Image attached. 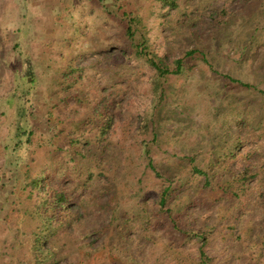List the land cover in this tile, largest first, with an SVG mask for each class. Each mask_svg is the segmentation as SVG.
Returning a JSON list of instances; mask_svg holds the SVG:
<instances>
[{
    "label": "rangeland",
    "instance_id": "1",
    "mask_svg": "<svg viewBox=\"0 0 264 264\" xmlns=\"http://www.w3.org/2000/svg\"><path fill=\"white\" fill-rule=\"evenodd\" d=\"M184 1L0 0V96L13 88V66L18 59L22 57L27 62L23 73H27L25 69L29 65L40 76L49 77L52 73L49 66H60L61 53L73 56L77 64L84 66L82 83L76 88H83L90 97L89 105L72 102L70 115L81 118L106 93L116 91L123 95L124 104L116 119L120 123L128 120L134 126L127 138L120 131L113 134L103 161L102 169L114 178L115 192L110 190L105 175L94 178L84 192L88 212L79 232L86 233L108 221L107 191L115 193L123 210L137 212L142 209L139 189L154 193L158 183L147 173L146 163L137 150L128 168L117 166L123 154L121 149L138 136L140 111L155 104L150 91L154 69L126 55L117 63L107 62L98 53L111 50L120 54L126 25L124 11L140 17L149 29L147 36L170 52L179 53L191 45L188 27L193 24L208 44L212 64L194 59L190 63L191 72L170 80L167 100L160 111L162 122L157 124L161 133L154 160L163 172L181 175L185 167L175 155L208 157L212 151L224 149L221 144L230 140L231 135L243 137L245 145L240 149L241 154L256 149L254 163L260 174L252 182L255 190L247 196L246 210L239 217H236L239 198H228L208 208L196 206L193 210L199 216L206 214L208 222L216 224L208 244L212 264H264V256L259 258L264 242V205L259 198V194H264V131L258 127L264 113V97L224 76L229 74L264 88V0H189L188 5ZM222 9L234 14L226 26L213 20L214 16L220 18ZM189 11L190 17L182 16ZM217 24L223 28L220 30ZM1 129L2 138L6 128ZM242 157L233 165L237 170L245 165ZM3 159L0 153V164ZM226 188L244 194L241 184L228 182ZM215 195L205 190L202 197ZM142 218L133 217L132 239L126 246L144 264L169 259L166 249L172 241L171 234L161 229L145 230ZM232 222L235 230L227 227ZM104 239L100 238L96 245ZM185 247L191 257L197 256V244L189 243ZM71 258L75 264H120L119 254L110 255L106 247L88 257L84 250H79Z\"/></svg>",
    "mask_w": 264,
    "mask_h": 264
},
{
    "label": "trees",
    "instance_id": "2",
    "mask_svg": "<svg viewBox=\"0 0 264 264\" xmlns=\"http://www.w3.org/2000/svg\"><path fill=\"white\" fill-rule=\"evenodd\" d=\"M187 1H184L186 5ZM227 11L222 9L218 14L220 18L214 16L213 20L226 26L234 18L232 11ZM122 16L126 25L120 54L111 50L98 54L107 62L117 63L126 55L152 67L150 91L155 104L151 109L140 111L138 136L121 149L123 154L117 166L128 168L137 150L146 163L147 173L158 180L155 192L139 189L142 209L123 210L114 193V178L108 170L102 169L113 134L120 131L123 138H127L134 126L128 120L120 123L116 119L124 104L123 95L116 91L106 93L89 106L88 113L77 118L68 113L72 102L78 106L90 104L88 93L76 88L82 83L84 66L77 64L73 56L61 53L60 66H49L52 73L42 77L29 65L25 69L27 73H23L27 62L21 57L13 66V88L0 96V129L6 128L0 137V153L4 157L0 164V264H75L71 258L73 253L84 250L88 257L105 247L110 255L119 254L120 264H144L126 246L132 239L134 216L143 217L145 230L161 229L171 234L172 241L166 249L169 259L157 264H212L208 244L216 224L209 223L206 214L196 215L193 208H208L228 198H239L236 217L246 210V198L254 192L252 182L258 180L260 172L254 163L256 149L241 154L240 149L245 145L241 135H231L230 140L221 144L226 152L221 148L202 158L196 154L175 155L185 167L181 175L163 172L154 160L161 133V126L157 124L162 122L160 111L167 100L170 80L191 72L190 63L194 59L212 64L204 37L191 24L188 27L193 40L191 45L179 53L170 52L147 36L149 29L140 17L127 11ZM182 16L190 17L191 13L184 12ZM224 76L264 97L263 87L229 74ZM263 116L264 113L258 127L264 131ZM241 155L245 165L237 170L233 165ZM103 175L114 191L106 192L108 221L80 233L88 212L84 192L94 178ZM228 182L241 184L244 194L229 191ZM205 190L216 195L202 197ZM259 198L264 205V194H259ZM229 226L236 229L234 222ZM252 231L250 229L249 233ZM102 237L104 241L96 245ZM189 243L198 245L196 257L187 252L185 246ZM263 256L264 242L259 258Z\"/></svg>",
    "mask_w": 264,
    "mask_h": 264
}]
</instances>
